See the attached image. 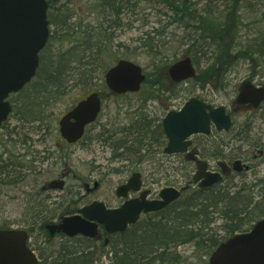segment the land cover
Segmentation results:
<instances>
[{
	"label": "rangeland",
	"instance_id": "rangeland-1",
	"mask_svg": "<svg viewBox=\"0 0 264 264\" xmlns=\"http://www.w3.org/2000/svg\"><path fill=\"white\" fill-rule=\"evenodd\" d=\"M204 3L205 0L201 1L200 6ZM77 6L81 16L86 18V22L93 20L92 17H89V11L82 2H78ZM215 7L217 8V13L219 10L222 13L225 12L224 5L217 3ZM240 13L243 16V23L241 24L240 21L236 22L239 29L233 32L235 27L232 24V20L227 22L221 38L223 44H221V47L217 45L210 46L208 41L202 40L191 50L189 44L185 41L187 40V38L185 39V32L172 26L166 29L165 44L162 49L164 53L161 56L163 54L168 55V63L171 64L176 59L189 55L194 58V63L199 71L207 69L210 65L214 66L213 73L209 74L206 80L202 82L190 80L178 86L164 82V84L159 82L160 85L154 83V80L160 77L158 76V71H156L157 75H154L156 69L153 68L154 62L158 61V59L154 57L153 53L148 52L141 39L145 31L160 25L165 26L167 19L160 16V13L155 12L150 7L140 14L134 15L132 13L126 15L123 19V26L115 30L111 37L108 38L100 58L93 61L98 68V72L94 75L88 87L70 86L65 95L59 97L57 101H53L54 103L51 102L53 104L48 108L46 107L42 115L44 124L35 120H21L16 111H14L0 127V158L7 160L9 163L15 161L16 164L29 165L34 162L32 166H36L38 163L40 167L42 165L40 172H43L39 174V178L36 176L30 178L31 182L37 185V188L40 187L43 181L48 180V177L51 180L58 176L60 174V164L58 162L49 158V160L40 159L43 156L57 154L54 146L60 142V135L57 133L60 117L91 92L101 93L104 101L102 114L96 123L97 128L92 126L97 132L100 131L99 125L102 123H106L107 128L112 129V127L116 128L131 123L137 115L147 114L148 116H159V119H162L166 112L180 109L185 101L192 96L202 98L216 106L225 105L228 110L232 111L235 118V125L232 131L227 134H220L222 141L226 143L225 153L229 154L233 150L235 152L246 151L256 137L263 135L264 119L259 114L257 118L253 119L254 126L252 130H245L244 127V130L240 131L237 122L242 121L246 116L237 115L236 112H233L234 100L238 87L242 82L248 80L254 71L253 64H264V58L253 54V59H245L243 56L238 55V52L248 43L252 44L255 47L254 49H259V45H262L261 48L263 47L264 50V0H244L243 5H240ZM79 19H82V17ZM53 42L56 45L57 52L60 53L61 50L64 51L69 48L71 44V41L66 38L61 41V30L58 31ZM230 54L233 56L231 57ZM216 55L218 60L215 59ZM120 59H129L137 62L145 70L148 80L139 93L114 95L106 88L104 72ZM163 60L166 59L163 58ZM160 61L157 62L158 66L161 65L164 68V62ZM197 62L199 65H197ZM226 67L229 68L227 71L224 70ZM257 71L264 73V67H258ZM76 82L69 79L70 84H75ZM158 86H161V91H157ZM16 96L12 95L10 97L12 102H14ZM257 126L258 128H256ZM93 134L94 131L91 133L89 131L90 136ZM122 136L123 133L120 137ZM216 136L213 134L212 138H216ZM201 137L203 138V136L198 138ZM104 138L105 135L103 134L102 139ZM89 139L90 137L87 142H89ZM240 145L242 148L238 149ZM80 149V156H72L69 159V164L64 165L66 172L70 174L76 172L82 185L85 182L91 186L94 181L102 182V188L95 191L92 197L107 198L110 202H112L109 199L112 196L111 187L114 195L117 185L125 181L132 171L140 170L144 175V182L147 188H151L153 193H156L169 184L185 185L186 178L184 176L190 171L193 173L196 169L192 165L175 166L169 162L170 160L159 159V162H157L154 157L147 159L141 167L137 165L134 159H130L133 163L124 160L110 161L112 159L111 150L109 147L102 146L101 141L94 143L92 141L89 146ZM123 164L125 166L130 164V168L127 170ZM242 175L232 172L230 177H234L237 182H240L241 179L249 182L256 176L262 177L264 176V163ZM72 180L73 178L71 177L70 181L72 182ZM47 195H50V208L60 204L61 191H50ZM36 211L40 210L16 208L14 199L0 196V226L7 224L13 228L27 227L28 229L32 223V215ZM65 211L61 208V210H46L44 212L45 216L50 217L51 221H57ZM147 220V218H144L142 222ZM222 222L223 220L219 219L212 224L215 232ZM36 228L37 230L30 232L29 241L31 247L36 249L35 252L39 258L44 253V258H40L42 263H45V257L48 254H52V248L62 247L61 250H63L70 247V241L62 239L61 236H56L49 240L46 236L40 234L38 227ZM219 236H224V234L219 233ZM52 243L55 244V247L50 249V244ZM106 250L108 251V249ZM177 254L180 256L177 264H208L209 255L204 250L196 248L193 242L178 246ZM111 256V254H104L101 260L96 261L95 264H112Z\"/></svg>",
	"mask_w": 264,
	"mask_h": 264
},
{
	"label": "trees",
	"instance_id": "trees-1",
	"mask_svg": "<svg viewBox=\"0 0 264 264\" xmlns=\"http://www.w3.org/2000/svg\"><path fill=\"white\" fill-rule=\"evenodd\" d=\"M47 1L48 18L55 28L51 31L50 39L41 52L36 76L14 100V111L21 120H35L43 124L42 115L46 107L65 95L70 86L86 88L90 85L98 72L93 61L100 58L108 38L123 26L126 15L132 13L137 15L150 7L167 19L165 26L153 27L145 31L141 37L148 52L153 53L158 61L164 62V68L158 66V61L154 62L153 68L156 69L154 75H157L156 71H158L160 76L159 79L154 80V83L158 85L163 82L174 84L168 77L167 69L170 65L168 55L161 56L164 53L162 49L167 28L172 26L185 32V39L187 38L185 41L192 50L202 40L208 41L210 46L221 47V38L227 22L232 20L235 27L233 32L239 29L236 22L243 23L240 5H243L244 0H205L202 6H200L201 1L204 0ZM78 2H82L87 7L89 17L93 20L86 22V18L79 13ZM217 3L225 6V12L219 10L217 13L215 7ZM80 17L82 19H79ZM59 30H61V41L65 38L71 41L70 47L61 50V53L57 52L53 42ZM261 46L259 45V49H254L255 47L248 43L238 55L245 59H253V54L264 58V50ZM217 57L216 55L215 59ZM213 67L210 65L207 69L199 71L195 81L206 80L208 75L213 73ZM228 69L226 67L224 70ZM69 79L77 82L70 84ZM157 88V91L162 90L161 86ZM148 122V119L137 121L136 123H141L140 128L127 133L130 146L125 152L130 159L137 160L141 147H145L147 152L145 161L151 159V149H154L152 147L160 145L159 137L163 136V131L159 126L150 125ZM252 146L254 142L250 143V147ZM225 156L229 163L234 164L237 152L233 150L229 154L225 153ZM1 168L4 166L2 165ZM244 173L237 172V175L243 176ZM184 177L187 183L192 180L190 172ZM164 210L169 211L164 214L165 216H157L141 222L139 227L129 228L128 231L114 237L109 246L83 238L71 242L70 245L68 244L70 247L63 250L62 247L52 248L55 247L52 243L50 244L52 254L45 257L43 264H95L104 254L112 255V264H177L180 257L177 254L178 246L190 242L210 256L222 241L235 233L247 231L254 222L264 217V176H256L249 182L242 179L237 182L234 177H227L222 184L210 188L185 190L179 200ZM32 218L34 224L38 225L40 234L52 240L46 229V224L51 222L50 217L34 214ZM219 219L223 222L215 232L212 224ZM219 233H223L224 236H219Z\"/></svg>",
	"mask_w": 264,
	"mask_h": 264
},
{
	"label": "water",
	"instance_id": "water-1",
	"mask_svg": "<svg viewBox=\"0 0 264 264\" xmlns=\"http://www.w3.org/2000/svg\"><path fill=\"white\" fill-rule=\"evenodd\" d=\"M47 0H0V126L9 116L12 106L8 97L19 92L36 75L39 54L44 49L50 34L47 18ZM196 75L190 57H185L169 68V76L181 82ZM108 87L115 93L137 92L145 80L142 67L122 59L105 75ZM264 99V88H256L246 82L238 97L241 103L251 102L258 106ZM101 102L97 93L82 100L60 121L62 134L75 142L88 123L94 121L100 111ZM211 123L218 130H229L231 117L224 106L213 108L205 102L192 98L179 111L169 112L163 120L168 137L165 152L187 151L193 134L211 131ZM205 188L219 183V173L201 167L196 175ZM140 175L133 174L128 184L117 189L119 196L139 190ZM149 191H143L140 198L131 199L117 209H106L103 203L94 202L81 210V214L67 216L59 223L47 227L53 235L63 232L69 236L77 234L95 237L98 224H103L109 233L124 232L128 225L138 221L142 212L160 210L180 197V191L164 188L160 200H147ZM28 235L22 229L0 230V264H40L35 253L27 246ZM209 264H264V218L256 221L246 232L237 233L221 243L209 259Z\"/></svg>",
	"mask_w": 264,
	"mask_h": 264
},
{
	"label": "flooded vegetation",
	"instance_id": "flooded-vegetation-1",
	"mask_svg": "<svg viewBox=\"0 0 264 264\" xmlns=\"http://www.w3.org/2000/svg\"><path fill=\"white\" fill-rule=\"evenodd\" d=\"M263 66L264 64H253L254 71L249 76L248 81H250L253 86L256 88H264V73L261 71H257V68ZM261 76V77H260ZM243 85H240L236 91V98L234 100V111L237 115L246 116L245 119H243L240 122H237L239 125L240 131L249 129L252 130L254 123L253 119L257 118L260 114L262 119H264V99L259 103L258 106H254L253 103H241L238 101V97L242 91ZM100 100H101V111L95 121L89 125H86L84 129V133L82 137L77 139L75 142H70L64 135L62 134V131L58 127V135H60V142L54 146V148L57 151V154H53V156H43L42 159H54V161L58 162L60 164L59 169V175L55 178H52L51 180L48 177V180L43 181L40 185V187L37 188V185L31 182L30 178H34L35 176L38 177L41 171L40 164L36 166H32V164L29 165H22V164H16V162H7L5 159L0 158V196H6V198H12L15 201L16 208H21L25 210H40L33 213L37 215H45L46 210H66L65 213L61 214V219L64 216L69 215H76L81 214V210L89 205H91L95 201H99L105 204L106 208L113 209L120 207L123 203L127 202L129 199H136L140 198L141 194L144 189H146L147 186H145V180L144 175L140 170L132 171L129 177L121 182L117 187L115 188L114 195H113V188L111 187V197L109 198L112 200L110 202L107 198H93L92 194H94L95 191L102 188V182L94 181L93 185L91 186L89 183L85 182L83 185L81 183L80 177L76 172H73V174H70L66 172L65 166L69 164V159L72 156H80L79 150L82 147L89 146V143L93 141H101L102 146L109 147L112 153V159L110 161H119L124 160L128 161L130 163H133L132 160H130L129 157H127V153L125 152L128 146H130L129 142V136L127 133L131 130H135L137 128H140L141 123H136L137 121L141 119H148V123L150 125L159 126V128L163 131V136L159 137L160 139V145L159 147H152L154 149H151L152 157L157 159V162L160 160H166L171 162V164L175 166H182V165H192L195 166L196 169L194 170V173L199 172V169L205 164L207 167L213 171V172H220L224 174L225 176H229L231 173V168L229 165H227L224 161H226L225 156V149H226V143L222 141L220 134H223L221 131H217L215 128L212 129L210 135H203V134H197L190 138L191 145L189 146L187 152L184 153H174L169 154L165 152V148L168 144V138L164 131V126L162 123L163 118L159 119V116H148L147 114L143 115H137L134 120L131 121L129 124H124L122 126H118L116 128H107L106 123H102L99 125L100 131L97 132L95 129L97 128V122L102 114V110L104 107V101L103 96L100 93ZM207 102V101H206ZM211 104V103H210ZM181 109V108H180ZM179 110V109H177ZM69 112V111H68ZM67 113V112H66ZM65 113V114H66ZM63 114L62 116H64ZM231 117L233 120V123L235 125V118L234 114L231 111ZM236 124V125H237ZM245 125V126H243ZM234 128V126H233ZM258 128V126L256 127ZM92 131H94L93 135H89ZM123 133V136L120 137V135ZM240 133V132H239ZM105 135V138L102 139V135ZM217 135L216 138H212V135ZM199 136H203V138H198ZM90 137L89 142H87V139ZM239 138V137H238ZM240 140V138H239ZM254 146L249 147L246 149V151H238L237 157L235 158V161H240L241 165L234 164V168L238 172H243L245 170H249V168H256L259 164L264 163V133L262 136L256 137L254 140ZM252 142V143H253ZM238 149H241V145L238 146ZM108 149V150H109ZM141 151H139V156L134 161L139 165L140 167L142 164L145 163V155L147 154L145 147H141ZM237 149V148H236ZM48 159V160H49ZM4 166V168H1V166ZM65 165V166H64ZM125 168H130V164H123ZM6 166V167H5ZM118 171V170H117ZM116 171V172H117ZM138 173L140 175L141 180V188L138 191L129 190L127 192L126 196H119L117 194V188L121 185H126L130 178L133 176V174ZM195 175H191L192 180L189 182H195ZM73 178L72 182L70 181V178ZM39 178V177H38ZM27 182V183H26ZM71 183V184H69ZM25 184V185H23ZM10 188V190H9ZM151 190L150 194L148 195L149 199H157L159 196L157 193H153L151 188H148ZM50 191H61V201L60 204L54 208H50L49 203V196L47 195L50 193ZM116 199V202H115ZM55 206V205H54ZM168 210H158V211H151V212H142L140 214V217L138 221L134 224L128 225L126 228V231L129 230L131 227H139V224H141L142 220L144 218H148V221L150 219L157 218V216H165V213H168ZM32 215V217H33ZM31 221L33 222V219L31 218ZM6 227V228H4ZM38 226L34 225L33 223L30 224V226L24 228L27 232H33L37 230ZM12 228L11 225L3 224L0 226V229H8ZM39 229V227H38ZM124 232H117L114 234H109L108 231L105 229L103 224H98V234L96 237L89 238L84 235H75V236H68L63 233H61V238L68 240L70 242L76 241L79 239H87L92 240L96 244H105L106 246H109L111 240L114 237H117L119 234H122ZM68 245V244H67Z\"/></svg>",
	"mask_w": 264,
	"mask_h": 264
}]
</instances>
